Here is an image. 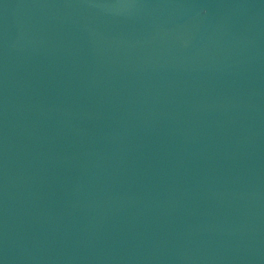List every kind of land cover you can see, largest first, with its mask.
Instances as JSON below:
<instances>
[{
    "label": "water",
    "instance_id": "water-1",
    "mask_svg": "<svg viewBox=\"0 0 264 264\" xmlns=\"http://www.w3.org/2000/svg\"><path fill=\"white\" fill-rule=\"evenodd\" d=\"M0 264H264V0H0Z\"/></svg>",
    "mask_w": 264,
    "mask_h": 264
}]
</instances>
